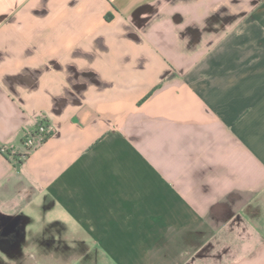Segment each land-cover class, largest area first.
Here are the masks:
<instances>
[{
  "label": "crops",
  "instance_id": "0c3cea01",
  "mask_svg": "<svg viewBox=\"0 0 264 264\" xmlns=\"http://www.w3.org/2000/svg\"><path fill=\"white\" fill-rule=\"evenodd\" d=\"M0 264H264V0H0Z\"/></svg>",
  "mask_w": 264,
  "mask_h": 264
},
{
  "label": "built area",
  "instance_id": "2783aa9c",
  "mask_svg": "<svg viewBox=\"0 0 264 264\" xmlns=\"http://www.w3.org/2000/svg\"><path fill=\"white\" fill-rule=\"evenodd\" d=\"M46 136H47V133H46L44 126L39 125L34 133L25 137L22 144L24 148L29 149L34 146L35 139H37L36 141L41 142L46 138Z\"/></svg>",
  "mask_w": 264,
  "mask_h": 264
},
{
  "label": "rangeland",
  "instance_id": "374dc122",
  "mask_svg": "<svg viewBox=\"0 0 264 264\" xmlns=\"http://www.w3.org/2000/svg\"><path fill=\"white\" fill-rule=\"evenodd\" d=\"M255 4H256V2H254ZM254 7H255V5H254ZM34 133V132H33Z\"/></svg>",
  "mask_w": 264,
  "mask_h": 264
}]
</instances>
